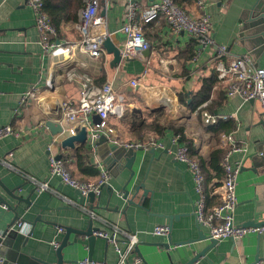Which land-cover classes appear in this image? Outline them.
Segmentation results:
<instances>
[{"label": "crops", "instance_id": "obj_1", "mask_svg": "<svg viewBox=\"0 0 264 264\" xmlns=\"http://www.w3.org/2000/svg\"><path fill=\"white\" fill-rule=\"evenodd\" d=\"M153 1H140L141 9ZM181 1L180 6L193 18L203 14L192 0ZM254 1L205 0L206 11L213 19L216 43L227 46L231 58L247 55L254 67L264 68V43L252 40L249 32H243L248 22L245 11L251 9ZM126 7L127 0H103L101 4L100 14L105 18L109 39L117 48L126 40L122 32ZM77 19L63 23L57 43L62 46L80 43L79 17ZM144 32L151 44L149 54L144 55L146 60L114 64V56L108 52L94 60L78 48L72 54L53 57L40 44L34 14L25 0H0V128L12 126L22 132L20 137L0 140V198L4 200L0 203V232L8 230L15 220L30 224L31 236L21 251L27 262L56 264L52 243L62 244L68 230L88 229L91 219L82 209L86 207L96 214L93 227L117 232L123 249L126 248L124 235H136L140 255L137 252L134 255L139 256L143 264H187L209 247L211 240L208 231L197 226L194 203L199 194L195 174L186 163L176 159L179 145L186 143L180 140L175 143L174 139L180 137L177 130L182 131L193 143V159L209 163L215 150L226 149L221 143L226 133L210 130L220 121L232 126L227 135L231 134L244 147L243 152L230 158L233 166L244 163L237 179L238 205L234 221L239 226L248 222L264 223V164L261 159L256 163L248 158L258 150L264 151V112L260 104L238 96L227 97L217 81L207 100L192 110L189 105L200 100L204 81L215 76L212 52L205 50L199 55L198 44L192 36L174 34L164 21L145 26ZM69 70L80 77L87 76L96 86L110 82L122 90L118 99L124 104L125 112L121 118L109 119V125L116 132L111 141L118 145L139 143L144 146L134 150L137 157L133 177L125 167L105 164L99 153H92L87 145L77 143L74 149L63 147L66 136L54 134L47 127V121L57 122L62 101L78 102L81 84L67 80ZM134 79H140L138 88L130 85ZM34 90L37 98H29L21 104L23 96ZM203 113L227 119L206 126ZM92 122L97 124L96 116ZM50 150L67 160L69 172L84 182L97 181L102 165L110 171L108 187L111 189L104 188L94 202L82 198L76 190L50 175ZM3 160L11 167L1 163ZM31 178L48 183L49 190L39 193ZM217 183L214 180L208 185V208L220 202L219 187H214ZM125 187L129 191L128 199L134 204L123 199ZM9 191L30 204L14 199ZM82 199L83 205H80ZM3 205L14 210L5 209ZM176 216L178 220H174ZM157 226H168L171 233L166 237L155 236L153 231ZM57 228H65L66 232L58 234ZM200 233L205 240H198ZM75 238L71 233L69 242ZM169 240L173 245L171 249L166 247ZM190 241H193L190 245L175 246ZM105 243L97 240L93 261L117 264L115 248L111 244L106 248ZM3 248L7 258H11L15 251L13 241L6 239ZM89 251L88 246L67 247L63 258L66 264H84L89 259ZM257 261L264 264V238L249 234L237 242L219 241L195 264H255Z\"/></svg>", "mask_w": 264, "mask_h": 264}, {"label": "built area", "instance_id": "obj_2", "mask_svg": "<svg viewBox=\"0 0 264 264\" xmlns=\"http://www.w3.org/2000/svg\"><path fill=\"white\" fill-rule=\"evenodd\" d=\"M103 0H85L84 7L79 12V22L77 29L80 33L81 40L78 45L62 46L56 42L57 30L51 22L50 17L45 11V0H25L35 18V26L39 33L40 44L46 53L53 57H61L72 54L75 49H80L88 54L92 59L99 60L107 55L104 47L110 34L106 28L105 18L101 16L100 9ZM108 2L109 0H105ZM140 1L127 0V9L125 13V23L122 32L126 35V40L120 47L122 61L134 59L146 60L144 53L151 50V44L145 37V26L155 23L159 24L164 21L174 34L186 33L192 36L198 44L199 55L205 50H210L215 61V71L217 80L223 86L226 96H238L245 101H256L260 104L264 112V68L254 67L249 56L231 58L228 47L216 43L213 31L212 16L206 11L205 0H192L203 14L198 18H193L185 9L180 7L175 0H154L150 5L141 9ZM198 55V56H199ZM66 78L69 81H78L81 84L78 102L64 100L59 104L58 124L63 128L61 134L65 139L75 136L78 128L87 130V143L89 150L96 154L98 152L97 142L101 136H105L111 141L115 135V130L109 125V119L112 116L121 118L124 116V104L119 101L121 89H116L112 83L107 82L103 86H96L87 76H78L75 72L68 71ZM133 88L140 86V79L130 81ZM49 87H52L49 81ZM36 99L37 91L28 92L22 98L21 104L27 99ZM93 116L98 117L101 122L93 124ZM225 116H213L203 113V121L206 126L217 124L220 120H226ZM21 131L14 130L12 126L0 128V140L8 137H20ZM180 137H176L174 142L178 143ZM221 143L225 147V154L221 163L224 171V179L218 188L220 202L214 208L207 207L206 196L204 194V177L199 163L189 154V146L180 144L176 153V159L186 163L195 174L197 192L199 198L194 203L195 217L197 225L204 228L209 233V238L217 242L230 239L234 242L242 240L249 234L264 235V226L261 227H242L235 223V211L238 205L236 188L237 179L244 169V163L240 162L233 166L230 162L232 155L243 152L244 147L237 143L231 134L223 135ZM151 139V145H154ZM164 149L161 144H156ZM128 149L139 150L144 148L142 144L121 145ZM1 163L8 165L6 161ZM11 167L10 165H8ZM48 167L51 176L57 177L62 184L79 192L81 197L88 198L90 194L100 196L103 186L107 185L111 174L110 171L100 165V177L95 182H84L75 178L68 169L67 160L59 159L58 156L50 150L48 157ZM39 193L49 190L48 183H39L31 178ZM67 204L71 201L65 200ZM3 208L7 209L5 205ZM90 219H96V214L91 209L82 208ZM27 236L31 232L30 224L23 220H17L7 232H0V264H7L5 257L2 255V241L6 233L10 231ZM65 228H57V233H65ZM170 229L168 226H157L153 235L169 236ZM95 235L102 240L111 244L118 255L117 264H143L139 256H135L139 239L136 235L125 234V249L121 247V241L117 232L109 233L106 231L96 232ZM54 249L60 247V243H52ZM133 256L132 259L130 257ZM84 264H105L102 262L91 261L86 259ZM262 264V263H258Z\"/></svg>", "mask_w": 264, "mask_h": 264}, {"label": "water", "instance_id": "obj_3", "mask_svg": "<svg viewBox=\"0 0 264 264\" xmlns=\"http://www.w3.org/2000/svg\"><path fill=\"white\" fill-rule=\"evenodd\" d=\"M246 15L248 16V22L244 25L243 32H249V35H252L251 38L252 40H258L260 43H264V0H255L254 4L252 5L250 10L245 11ZM104 47L106 51L114 56V64H120L122 62V58L120 55V48H117L114 43L111 41V39H107ZM149 51L144 53V55H148ZM101 120L97 117V123H100ZM47 127L54 133V134H60L63 131V128L60 124L55 123L51 120L46 122ZM87 130L85 128H78L76 130V135L69 137L64 140L63 142V147L71 148L74 149L75 145L82 144L86 145L87 143ZM264 144V142H263ZM97 147H98V153L101 159L104 161L105 164L107 165H113L119 166V167H125L126 169L130 170L132 172V177L134 176V171H133V165L135 163L137 153L133 149H128L124 146L118 145L115 142L110 141L108 138L105 136H101V138L97 142ZM59 159H61V156H58ZM249 159H251L253 162H256L261 159L262 163L264 164V151L258 150L257 152H254L248 156ZM127 187V185H126ZM124 188L122 197L125 201L130 202L131 204H134V202L130 201L129 198V191L127 188ZM104 188H109L108 184L103 186ZM102 189V190H103ZM111 189V188H109ZM14 199L18 200L19 202H24L26 204H30V202H27L24 199H20L17 195H14L13 192L9 191L8 192ZM79 193V192H78ZM99 196H96L95 194H90L89 195V200L90 202H94ZM83 198V197H82ZM4 202L2 198H0V203ZM80 205H83V199L79 202ZM7 209L10 208L11 210H14L10 206H6ZM92 209V208H90ZM16 211V210H15ZM18 219V218H17ZM179 218L176 216L174 220H178ZM17 220H15L16 222ZM41 221V220H40ZM14 222V223H15ZM13 223V224H14ZM12 224V225H13ZM11 225V226H12ZM10 226V227H11ZM198 226V225H197ZM264 226V223L257 224L256 222H248L242 227H261ZM9 227V228H10ZM200 228V226H198ZM170 233H171V228ZM7 232V230H6ZM32 232V230H31ZM31 232L25 236L17 231H10L6 233L5 239L2 241V246H1V252L2 255L5 257L7 264L8 261L14 262L16 264H52L49 262L45 261H36V263H29L27 262V258L24 256L23 253H21L22 249L28 242V238L31 236ZM96 232H99L98 229L93 227V220L91 219V223L89 224V227L87 230H68L66 232V237L63 240V243L60 244V247L56 249V255H57V263L56 264H66L67 262L63 258V250L67 247H73L75 245H80V246H88L90 251H89V262L93 261V253L94 249L97 243V240L100 238L95 235ZM74 234L76 238L74 239L73 242H69L70 239V234ZM169 233V234H170ZM85 240H84V239ZM264 238V235H263ZM8 239L10 241H13L15 245V251L12 253L11 258H7L5 255V240ZM206 237L203 234H199V241L205 240ZM211 240V244L209 247L204 248L199 254H196V256L190 260L187 264H195L197 263L200 259H203L206 257V253L209 249L216 247L218 242L215 240ZM105 241V240H104ZM193 241L190 242H182L178 243L175 246H183V245H190ZM105 247H109V243L106 241ZM173 245L171 244L169 240V244H167V248L171 249ZM136 252L139 254V248L137 247ZM140 255V254H139ZM8 259V260H7ZM26 259V260H25ZM260 263L259 261L255 262V264Z\"/></svg>", "mask_w": 264, "mask_h": 264}, {"label": "trees", "instance_id": "obj_4", "mask_svg": "<svg viewBox=\"0 0 264 264\" xmlns=\"http://www.w3.org/2000/svg\"><path fill=\"white\" fill-rule=\"evenodd\" d=\"M189 1V0H184ZM175 2L180 6L182 5L181 0H175ZM84 1L83 0H45V11L48 14V16L51 19L52 24L57 30V33L59 34L61 26L65 22L74 21L76 22L79 17V11L84 7ZM181 7V6H180ZM217 76L215 73V76L211 77L210 81L205 80L203 83V88L199 93V96L201 97L200 100L197 103H192L189 105V107L193 110L196 109L197 106L202 104L204 101L207 100V98L210 95V92L212 90L213 85L217 84ZM180 100L182 103L184 101L180 97ZM212 126V125H211ZM232 126L226 125L224 122H221L217 124L215 127L211 128V131L214 132H225L227 133L232 131ZM177 134L180 135V142L186 143L189 146V154L191 157H193L191 154L194 153V146L193 143H191L189 140L186 139L182 131L177 130ZM225 154V150H215L210 158L209 163H207L205 160L200 159L197 162L199 163V166L202 170V175L204 177V194L206 196V201L208 200L209 191H208V185H210L214 180H217L218 183L214 185V187H220L222 180L224 179V171L221 166L223 157ZM214 174V175H213Z\"/></svg>", "mask_w": 264, "mask_h": 264}]
</instances>
